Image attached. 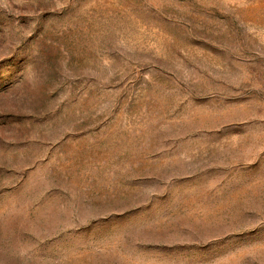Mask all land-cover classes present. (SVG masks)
Returning <instances> with one entry per match:
<instances>
[{
    "label": "rangeland",
    "instance_id": "obj_1",
    "mask_svg": "<svg viewBox=\"0 0 264 264\" xmlns=\"http://www.w3.org/2000/svg\"><path fill=\"white\" fill-rule=\"evenodd\" d=\"M0 264H264V0H0Z\"/></svg>",
    "mask_w": 264,
    "mask_h": 264
}]
</instances>
